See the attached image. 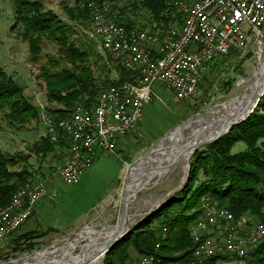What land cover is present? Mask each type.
<instances>
[{
    "label": "trees",
    "instance_id": "16d2710c",
    "mask_svg": "<svg viewBox=\"0 0 264 264\" xmlns=\"http://www.w3.org/2000/svg\"><path fill=\"white\" fill-rule=\"evenodd\" d=\"M96 1L98 4H114L107 11L108 17L127 29L136 28L134 21L127 16L130 11L146 10L150 14V22L156 23L160 31L178 25L184 15L177 4L184 0H127L120 7L117 6L118 0ZM63 5L71 21L84 24L91 18V8L87 3L73 6L65 1ZM14 16L12 27L21 26L22 36L29 43L32 62H39L44 38L57 44L59 57H50L46 64H42L39 76L46 83L47 99L57 102L61 108L47 109V114L56 125V141L47 129L32 144L29 154L23 151L12 153L0 148V211L11 204L17 192L31 185L34 179V172L30 169L31 153L46 157L56 151V147L64 149L69 146L70 138L59 122L69 118L77 104L93 105L106 86L136 82L140 76L137 71L118 65L117 79L97 82L91 68L90 51L73 40L75 27L65 22L53 9L46 8L43 0H14ZM229 55H235L234 51L208 63L209 69L213 67L212 76L221 72L222 65L231 59ZM239 62L235 58L231 69L238 70ZM229 83L232 84V81ZM0 113V121L3 119L17 129L41 116L39 105L25 93L24 85L1 64ZM239 142L245 143L246 147L234 152L233 148ZM208 198L216 205L230 209L237 218L249 215L250 223L264 218V95L246 120L196 151L191 158L188 183L157 210L135 223L106 253L103 264H131L130 249L141 256L153 253L158 242H161L160 264H219L229 261L232 259L230 254L208 258L194 255L195 245L189 227L202 216L203 201ZM165 228L167 237H164ZM55 230L49 227L46 231L24 232L11 240L13 250L24 247L32 250L35 240ZM248 254V264H264V238Z\"/></svg>",
    "mask_w": 264,
    "mask_h": 264
},
{
    "label": "rangeland",
    "instance_id": "374dc122",
    "mask_svg": "<svg viewBox=\"0 0 264 264\" xmlns=\"http://www.w3.org/2000/svg\"><path fill=\"white\" fill-rule=\"evenodd\" d=\"M43 1L46 8L53 9L65 22L71 23L75 27L76 33L73 34V40L79 46L90 51L91 68L97 82L104 79H117L119 76L118 65H123L140 73L141 68L135 62L128 66L129 64L124 62L125 58L120 59L115 52L108 50L102 34L95 29L91 18L84 24L70 20L63 5L68 0ZM94 1L95 3L97 2L96 0ZM126 2L127 0H118L117 6H123ZM96 5L102 12L111 10L114 6V4L111 5L109 2L96 3ZM69 6L72 5L69 4ZM127 16L134 21L136 28L145 29L149 35L155 36L160 32V28L156 26V23L152 24L150 22L151 17L146 10L130 11L127 12ZM182 21L178 23L179 26ZM14 22V0H0V64L24 85L25 93L39 105L41 116L38 119L31 120L22 129L14 128L2 119L0 121V148L12 153L23 151L29 154L32 144L47 132L48 125L45 119V114L48 113L47 109L55 110L61 108L57 102H50L47 99L46 83L39 76L41 65L46 64L50 57L55 56L58 58L59 52L57 44L44 38L39 62H32L29 43L22 36L21 26L12 27ZM259 48L255 46L249 50L253 51L249 58H246L248 51L245 55H241L240 52L234 50L235 55H229L231 59H227L228 62L222 65L221 72L215 76H212L213 73L211 72L213 67L209 69L208 66L204 72L205 76L203 75L200 80L196 94L190 99L180 100L176 98L172 89L167 85L170 89H168L170 91L168 96L162 92L158 93L157 86L162 84H157L153 99L148 103L150 104L148 108L146 109L147 106L145 107L142 118L135 128L122 139L123 142H119L117 155L107 153L100 155L92 167L87 169V173L83 174L79 183H67L58 173V167L67 156V148L60 149L56 147V151L51 152L46 157L36 156L31 153L30 169L34 172V179L31 184L44 183L47 189L45 196L48 195L46 184L54 185L57 189L56 199L62 204L63 208L76 210L78 212H75V214L77 213L76 215L81 212L85 213V215L66 225L61 230H55L47 236L38 238L35 240V246L32 250L24 247L14 251L11 240L22 234V226L33 216L35 206L32 215L12 235L1 242L0 263L14 264L15 261L22 260L35 252H41L40 256H47L46 260L19 264H54L58 260L64 262L67 258L68 263L65 261V264H103L106 254H102L98 261H92L91 259L80 261V259L75 258V256H80L85 252L84 248L91 242L89 238L81 239L78 244L72 247L70 257L69 250H67L69 247L62 252L58 251L73 242L74 238L85 230H101L106 226L117 225L122 214L124 200V210L126 207H131V211L135 213L128 222L135 224L152 210H157L171 195L181 190L188 183L189 168L187 167L185 175V163L181 161L184 156H180L181 159L172 163L170 158L179 155L180 151L183 153L181 148L185 147L191 137L197 136V133L199 135L202 132L201 129L209 128L208 126L212 119H219L217 112L243 99L249 93L247 92L249 84L251 81H255V74L264 61V46L261 50ZM233 58L240 60L238 70L230 67L232 61H234ZM203 77H207L206 80ZM229 81H232V84ZM109 86H106L101 91ZM165 94L167 93L165 92ZM192 118L196 120L186 125L181 131L175 130ZM174 138L177 144L171 149L170 146L173 144L172 140ZM163 141L169 148L164 151L162 149L160 158L153 159L150 157L142 162L148 165L143 175H155V173L159 175L151 179L141 189L136 190L134 197L128 196L126 189L129 166L134 165L142 156L156 153L159 149V144ZM245 147V143L239 142L234 146L233 151L236 152L245 149ZM194 154L189 158L190 164ZM49 179L51 180L49 181ZM48 181L49 183H47ZM205 233L219 238L223 236L219 227L212 232L211 230H205ZM167 236L166 230L164 237ZM263 238L264 236L254 244L249 243L248 250L244 255L230 254L232 259L226 262H219V264H248L250 249ZM155 252L156 250L153 253ZM130 254V259L133 262L143 256H138L133 249H130ZM216 255L224 254H215L213 256ZM161 260L157 261L156 264H160Z\"/></svg>",
    "mask_w": 264,
    "mask_h": 264
},
{
    "label": "built area",
    "instance_id": "2783aa9c",
    "mask_svg": "<svg viewBox=\"0 0 264 264\" xmlns=\"http://www.w3.org/2000/svg\"><path fill=\"white\" fill-rule=\"evenodd\" d=\"M68 1L87 3L92 8L93 26L102 34L108 50L121 59L124 48H133L132 57L125 58L124 62L128 66L135 62L141 68L136 83L125 81L110 85L100 92L95 104L79 103L71 118L59 122L70 142L58 173L71 184L80 181L98 155H117L119 142H123L142 118L157 84L167 85L180 100L190 99L196 94L210 61L227 54L233 47L244 53L252 46L260 50L264 46V0L177 2L185 11L180 26L169 32L160 31L155 36L134 28L128 38H121L119 23L104 15L94 0ZM163 45H170L169 57H161ZM45 119L56 141V125L48 114ZM46 193L42 182L22 190L10 213L0 215V244L32 215ZM217 227L221 228V238L205 233ZM189 230L197 257L226 253L244 255L249 243L254 244L264 236V218L250 223L249 215L237 218L230 209L208 198L203 201L202 216ZM160 260L155 252L141 256L132 264H156Z\"/></svg>",
    "mask_w": 264,
    "mask_h": 264
},
{
    "label": "bare ground",
    "instance_id": "6f19581e",
    "mask_svg": "<svg viewBox=\"0 0 264 264\" xmlns=\"http://www.w3.org/2000/svg\"><path fill=\"white\" fill-rule=\"evenodd\" d=\"M178 2H186V0L178 1ZM68 3H69V1H68ZM71 4H73V5H77V4L78 5H82L83 3H81V2H73ZM178 6L183 11V13L185 14V11L183 10V8L179 4H178ZM105 10H106V7H105ZM107 11H103L102 13L108 17ZM91 21L93 23L92 8H91ZM113 21H115V20H113ZM115 22H117V21H115ZM263 25H264V23H263ZM176 27H178V25H173L168 30L163 31V32H169L170 30H172V29H174ZM119 29H121V38H128L129 36H131L132 29H127L125 25L120 24V23H119ZM139 30L145 31V29H139ZM262 45H264V42H263ZM253 47H255V46H252L249 49H247L248 52ZM234 49H235V47H233V49H230V51L228 53H230L231 51H234ZM246 52H244V53L240 52V53H241V55H245ZM170 54H171L170 45H163V49H161V57H169ZM132 55H133V48H124V50L122 51V58H129V57H132ZM263 71H264V61L260 65L259 70L256 72V74H255L256 77H257V74H259V73H261ZM254 82L255 81H253V82L251 81L250 82L249 88L247 90V92H249V93L243 99H241V100H239L237 102H234L231 105H229L226 108H224L223 110H220L219 112H217V115H218L219 119H212L211 122H210V125L208 126L209 128L206 127L204 129H201L202 132H200L199 135L197 133V136L194 135L193 137H191L189 139V142L187 144H185V147L181 148V149H183L182 150L183 153H181V151H180L179 155L170 158V162L171 163L175 162L176 160L181 159L180 156H184L181 159V161H183V163H185V168H186L185 169V175H186L187 167H188L187 163L189 161L190 156L192 155L191 146L195 142H197V141H199V140H201L203 138H206L208 136H211L215 132L219 131L221 128L224 127V125H226L229 122H231V120L233 118H235V116L239 115L245 109V107L248 105V102L250 101L251 94L254 91ZM199 119H202V118H199ZM194 120H196V119L195 118L190 119L188 122H186L183 125L177 127L175 130H180L181 131L186 125L190 124ZM172 132H174V131H172ZM66 134H68V133H66ZM172 143L173 144L170 146L171 149L177 144V141H176L175 138H174V140H172ZM168 148H169V146H166L165 141H163V142H161L159 144V149L160 150L158 149L156 153H152V154L147 155V156H142L141 158H139V160L134 165L129 166L128 175H127L128 183H127V189H126L128 196L134 197L136 195V193H135L136 190L141 189L144 185L149 183V181L151 179H153L154 177L159 175V174H156V173H155V175H146V176L143 175V172L146 170V168H148V165L145 164V163H142V162L145 161L146 159L150 158V157L153 158V159L160 158V153H161L162 149L164 151L165 149H168ZM99 156L100 155L97 156L96 160L98 159ZM94 162L87 169L91 168L92 165L94 164ZM140 163H142V164H140ZM28 189H29V186H26L22 190H28ZM22 190H20L19 192H17L15 194L11 204L7 208H5V209L0 211V215L10 213V209H12L13 206H15V204H16L17 197L22 194ZM125 197H126V192H125ZM205 201H207V199ZM123 205H125V200L123 202ZM131 210H132L131 207L130 208H127V207L125 208L124 213L121 214V216H120V219H119L120 223L118 222L117 225L106 226V227H104L101 230H96V229L85 230V231L81 232L80 234H78V236L74 238L73 242L69 243L67 246H65L63 248H60L58 252H62L65 249H67V247H69L67 250H69L68 252H69V257H70L71 256L70 255L71 248L74 247L76 244H78V242L81 239H83V238H87L88 239L89 238L91 242H90V244L89 243L87 244L86 248H84L85 252L82 255H80V256H75V258H78V260L80 259V261L81 260L83 261L84 259L85 260L86 259H91L92 261H98L100 259L101 255H102V253H103V250H104V247L106 246V243L108 241H110L115 236V234L119 231V229L121 227L122 228H126L127 226L133 225L132 224L133 222H128L129 219L132 218L134 216V214H135ZM166 230H167L166 228H165V230H163L164 234L166 233ZM160 247H161V242H158L157 243V248H156V258H160L159 255H158V251H159ZM40 253L41 252H35V253L31 254L30 256H27V257L23 258L22 260L15 261L14 264H19V263H23V262L24 263H29V262H33V261L46 260L47 256L46 255L40 256ZM65 261H67V263H68V258L65 259ZM65 261L61 262V261L58 260L57 262H54V264H56V263L65 264L66 263ZM0 264H9V263L1 262Z\"/></svg>",
    "mask_w": 264,
    "mask_h": 264
},
{
    "label": "crops",
    "instance_id": "0c3cea01",
    "mask_svg": "<svg viewBox=\"0 0 264 264\" xmlns=\"http://www.w3.org/2000/svg\"><path fill=\"white\" fill-rule=\"evenodd\" d=\"M157 87H158L157 89L158 93L162 92L166 96L170 94L169 91L170 89L166 85H159ZM165 92L167 94H165ZM149 105L150 104H147L146 109L148 108ZM86 171L84 175L87 173ZM51 179H49V181ZM49 181L47 183H49ZM46 186L48 188V195L38 202L33 216L30 217L22 226L21 229L22 233L28 231H34V230L46 231L49 227L56 228L57 230H61L66 225H69L71 222H74L77 219L84 217L85 213L81 212L80 214L76 215L78 213L76 210L65 207L63 208L62 204L56 199V191H57L56 187L54 185H49V184H46ZM75 212L77 213L75 214Z\"/></svg>",
    "mask_w": 264,
    "mask_h": 264
},
{
    "label": "water",
    "instance_id": "95a60500",
    "mask_svg": "<svg viewBox=\"0 0 264 264\" xmlns=\"http://www.w3.org/2000/svg\"><path fill=\"white\" fill-rule=\"evenodd\" d=\"M252 54H253V52L249 51L246 54V57L249 58ZM263 95H264V71L257 74V77H256L255 82H254V91L251 94L250 101L248 102V105L245 107V109L239 115L235 116V118H233L231 120V122L224 125V127L221 128L219 131L215 132L211 136H208L206 138H203V139L195 142L191 146L192 154L196 153V151L198 149L205 146L206 144H209V143H212V142L218 140L224 134L228 133L236 124H239V123L243 122L244 120H246L248 118V116L255 110V108L257 107V105H258V103H259V101ZM187 164H188V168H189V170H188V175H189V171H190V167H191L190 161H188ZM124 207H125V205H123L122 214L124 213ZM133 225L127 226L126 228L121 227L119 229V231L115 234V236L110 241H108L106 243V246L104 247L102 254L105 255L106 252L109 251L111 249V247H113L130 230V228Z\"/></svg>",
    "mask_w": 264,
    "mask_h": 264
}]
</instances>
